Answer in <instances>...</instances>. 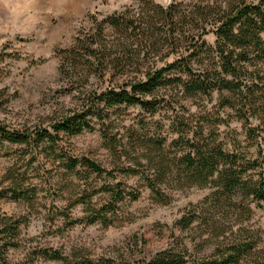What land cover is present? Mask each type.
<instances>
[{
    "label": "trees",
    "instance_id": "1",
    "mask_svg": "<svg viewBox=\"0 0 264 264\" xmlns=\"http://www.w3.org/2000/svg\"><path fill=\"white\" fill-rule=\"evenodd\" d=\"M210 35L215 36L214 43L208 40ZM258 62L264 63V0H173L169 5L135 0L102 20L95 17L94 24L61 52L60 73L72 90H78V108L60 116L53 131L34 133L0 123V135L10 144L35 149L42 142L49 143L43 152L54 155L67 172L81 175L84 189L52 216V220L61 217L65 227L115 225L120 204L137 201L143 186L160 204L171 202L164 187L172 181L189 188L212 187L203 201L190 206L176 221L182 231L195 232L193 241L200 249L215 247L210 259L196 264H257L250 257L259 247L261 231L247 224L255 208L264 207L262 150L255 155L253 144L243 147L233 138L229 146L205 136L203 131L190 137L181 127L175 128L178 137L170 143L159 133L136 131L126 141L110 133L111 126L105 120L108 109L123 105L157 112L162 88L182 87L187 96L227 92L221 103L241 114L247 132L245 141L253 143L264 130V87L250 76L251 65L257 67ZM95 78L106 82L107 88L101 92L88 90L86 85ZM249 112L258 115L259 125L253 126ZM94 116L102 121L100 131L113 159L112 169L86 157L68 155L58 147L61 133L76 136L94 130ZM167 145L181 147V153L171 156ZM84 167L114 181L119 174L138 178L141 186L117 181L95 187L83 175ZM27 173L13 167L5 180L10 182L8 192L15 200L33 205L40 190L28 182ZM102 193L108 195V201L97 206L94 199ZM4 197L6 194L0 192V199ZM77 207L83 208V216H74ZM22 223L20 218L0 212L3 263H7L6 251L19 245ZM40 253L50 260L68 259L59 250L41 249ZM187 255L188 249L182 252L170 248L142 264H185Z\"/></svg>",
    "mask_w": 264,
    "mask_h": 264
},
{
    "label": "rangeland",
    "instance_id": "2",
    "mask_svg": "<svg viewBox=\"0 0 264 264\" xmlns=\"http://www.w3.org/2000/svg\"><path fill=\"white\" fill-rule=\"evenodd\" d=\"M173 0H157L169 5ZM135 0H0V123L11 129H28L32 132L47 129L62 115L77 109L80 102L78 90H72L60 73V54L71 47L77 36L94 24L95 17L102 20L107 15L121 11ZM208 40L215 42V36ZM251 64V63H250ZM258 67V69H256ZM251 65L250 76L264 87V63ZM260 72V74H258ZM261 82V83H260ZM90 91L101 92L107 83L93 79L86 85ZM83 90V89H82ZM227 92L214 91L187 96L182 87H167L159 91L161 105L155 113H147L139 106H117L107 110L110 133L130 141L134 131L138 134H161L169 142L177 138L175 128H182L188 136L201 131L205 136L223 141L231 146L233 138L242 146H251L257 155L264 154L262 137L246 140V129L241 114L221 103ZM253 126L260 124L258 115L248 113ZM94 130L70 136L61 133L59 148L74 157H86L112 169L113 159L104 147L101 135L102 121L94 116ZM143 122V123H142ZM49 143L38 144L37 149L26 145H13L0 135V212L23 220L19 245L6 251L7 263L0 264H142L165 249L185 252L187 263L196 264L213 253L215 247L200 249L193 241L195 232L182 231L176 221L186 209L203 201L212 187H185L172 181L164 189L170 196L169 204L157 203L150 190L141 187L137 201L126 200L120 204L115 225L77 224L65 227L61 217L52 216L59 208L69 204L84 187L81 175L67 172L54 155H46L43 148ZM181 147H169L171 156L180 154ZM37 154V155H36ZM48 154H51L50 152ZM34 156H36L34 158ZM13 167L28 171V182L39 188L33 205L15 200L8 192L5 177ZM89 184L101 187L105 183L122 181L141 186L138 178L119 174L118 179L100 177L84 167L82 173ZM108 195L100 194L94 202L102 206ZM75 217L83 216L77 207ZM229 222V220H228ZM261 231V242L250 259L264 264V207L255 208L247 224ZM41 249L59 250L68 259L50 260Z\"/></svg>",
    "mask_w": 264,
    "mask_h": 264
}]
</instances>
